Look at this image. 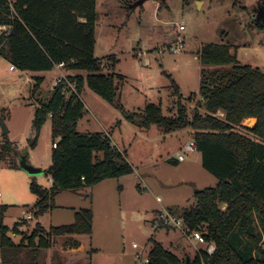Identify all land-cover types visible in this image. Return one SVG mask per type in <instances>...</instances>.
<instances>
[{
    "label": "rangeland",
    "instance_id": "374dc122",
    "mask_svg": "<svg viewBox=\"0 0 264 264\" xmlns=\"http://www.w3.org/2000/svg\"><path fill=\"white\" fill-rule=\"evenodd\" d=\"M135 1L98 0L97 6L95 55L102 61L105 73L123 75L116 80L120 86V102L127 111L139 112L153 102L161 104L163 114L168 117L180 115L179 103L187 108L189 118L195 110L204 112L199 93L202 65L198 52L206 44H229L241 63L258 66L264 72V30L256 26V8L264 0H148L132 8ZM181 23L185 25L184 30L178 28ZM178 39L185 41L182 52H160V48ZM10 64L0 56V151L7 143L12 145L0 156V242L2 226L8 227V235L12 236L19 224L16 238L22 246L6 249L5 264H137L133 243L145 245L147 252L153 238L163 240L169 250L174 246L183 260L194 257L198 247H205L177 229L169 233L158 231L149 222L156 208V194L167 196L165 201L184 200L178 203L181 205L169 207L179 213L183 206L195 203L194 196L187 200L191 190L217 185L218 178L203 166L202 154L200 157L197 151H184V144L193 140L189 132L194 136L195 130L182 128L183 132L164 139L162 131H157L158 126L153 125L148 132L139 120L129 121L122 108L89 87L82 93L86 109L78 122V130L84 134H111L112 144L127 154L135 171L83 187L79 189L81 193L62 191L55 203L73 206V211L61 209L37 219L33 207L38 196L31 184L49 188L52 180L46 173L30 176L20 161L26 156L35 166L46 170L50 166L51 119L43 125L33 151L31 139L36 135L33 118L37 106L51 97L54 82L61 74L58 69L44 73L43 82L35 90L38 75L18 68L10 71ZM173 80L183 95L180 100L175 95ZM250 119L243 125L256 122L255 118ZM3 124L9 129L6 135H3ZM235 131L263 142L243 127ZM147 132L149 135L145 137ZM178 152H184L186 159L177 167ZM169 158L172 160L168 161ZM141 176L151 182L141 180ZM170 190L178 193L170 198ZM80 206L95 209L93 232L80 235L81 248L68 245L78 235L53 238L46 235L52 225L70 224L74 210ZM31 212L32 218H25ZM36 228L40 235L53 239L51 247L37 246L36 251L32 250L34 247L26 237ZM35 243H39V237Z\"/></svg>",
    "mask_w": 264,
    "mask_h": 264
},
{
    "label": "trees",
    "instance_id": "16d2710c",
    "mask_svg": "<svg viewBox=\"0 0 264 264\" xmlns=\"http://www.w3.org/2000/svg\"><path fill=\"white\" fill-rule=\"evenodd\" d=\"M96 6L97 0H16L12 10L7 0H0V25H11L7 34L0 35V56L16 68L32 72L51 71L56 64L64 62L67 70L85 72V75L67 77L78 82L80 94L87 85L122 108L129 121L139 120L144 128L156 125L164 134L186 127L195 130L193 138L196 150L202 154L203 166L219 182L197 191L196 205L183 207L179 213L172 209L184 217L191 230L201 231L207 241L216 244L212 255L200 249L193 258L194 263L264 264V72L258 66L241 63L229 44H206L198 52L202 65L199 93L204 112L195 110L189 118L187 108L179 103L180 115L168 117L163 114L161 104L153 102L139 112H129L120 102V86L116 80L123 75L105 73L102 61L95 55ZM256 26L264 30V21L257 18ZM112 59L116 61L115 57ZM43 80L36 76L35 90ZM66 86V81L55 86L51 97L42 102L33 118L36 135L31 142L34 146L49 118L52 141L61 136L52 148L51 164L46 170L52 186L31 184L38 196L33 207L37 219L56 208L58 193L93 186L134 170L127 156L113 146L105 132L84 134L78 130L85 105L80 97L63 93ZM172 86L179 100L183 98L174 80ZM248 118H255L256 122L243 125ZM237 127L245 128L263 142L235 131ZM10 147L7 143L3 151ZM3 151L0 156L5 154ZM93 221V209L83 208L76 212L72 223L52 225L46 235L52 238L90 235ZM37 224L40 228V223ZM18 226L14 227L16 233ZM1 231L2 264H5L6 249L14 250L22 244L16 245L6 235L8 227L2 226ZM47 236L40 235L36 228L26 238L36 251L37 246H52L53 239ZM37 237L39 243H35ZM152 243L148 264L185 261L154 239ZM79 244L72 240L70 246L79 247Z\"/></svg>",
    "mask_w": 264,
    "mask_h": 264
},
{
    "label": "built area",
    "instance_id": "2783aa9c",
    "mask_svg": "<svg viewBox=\"0 0 264 264\" xmlns=\"http://www.w3.org/2000/svg\"><path fill=\"white\" fill-rule=\"evenodd\" d=\"M10 8L14 10V3L16 0H7ZM179 30H184L185 25L181 23L179 25ZM11 29V25H0V35L1 34H7L9 30ZM185 46V41L178 39L176 41H173L172 43H169L165 45L164 47L160 48V52H171V53H180L183 51ZM55 68L57 69H66V64L64 62L58 63L55 65ZM16 67L13 64H10V70H15ZM67 70V69H66ZM74 71V70H73ZM83 72V71H78ZM78 75V74H76ZM68 76L71 75H60L56 81L54 82V87L58 86L61 81H66V91L63 90V93H68V95H76L77 97L81 98V94L78 91V82L76 80H68ZM75 76V75H72ZM220 116H224L223 113H219ZM61 139V136H59L56 141L52 142V147H56L58 141ZM196 145L194 142V139L189 141L184 146L185 152L195 151ZM178 160H184L186 158V154L184 152H179L177 155ZM1 195V193H0ZM161 197H157L158 201H161ZM25 218L30 219L32 218V212L26 213ZM154 229H158L160 227H166L170 229H177L180 232H182L184 235H186L189 238L197 240L199 243L205 244L204 250L209 254L212 255L216 250V244L212 241H207L204 234L199 230H191V228L188 226L187 222L185 221L184 217L173 212L172 209L163 207L162 210L158 213L156 222L154 223ZM133 247L136 250L135 252V258L137 260V264H148L149 263V251L146 252V246H139L138 243H133ZM0 255H1V249H0Z\"/></svg>",
    "mask_w": 264,
    "mask_h": 264
},
{
    "label": "crops",
    "instance_id": "0c3cea01",
    "mask_svg": "<svg viewBox=\"0 0 264 264\" xmlns=\"http://www.w3.org/2000/svg\"><path fill=\"white\" fill-rule=\"evenodd\" d=\"M97 6H98V0H97ZM97 6H96V9H97ZM81 20L82 21H85V18H81ZM17 69V68H16ZM15 69V70H16ZM54 69H57V68H54ZM53 69V70H54ZM9 70H10V66H9ZM15 70H10V71H15ZM53 70H51V71H53ZM51 71H36V72H32V71H25V72H31L33 75H40V76H42L43 78L45 77V74L44 73H47V72H51ZM58 71H59V73L61 74V75H76V74H81V73H83V72H78V71H73V70H66V69H58ZM77 72V73H76ZM83 74H85V73H83ZM86 87H88L87 85L83 88V91H82V93L84 92V90H85V88ZM82 93H81V99H82V101L84 102V100H83V98H82ZM185 96V95H184ZM185 97H187V96H185ZM84 105H85V102H84ZM38 106H40V105H38ZM38 106H37V108H38ZM36 108V109H37ZM85 109H86V107H85ZM50 119V118H49ZM249 119V118H248ZM252 119V118H251ZM51 121V120H50ZM152 127H153V125L150 127V128H146V130L148 129V132H149V130H151L152 129ZM160 129H157V131L158 132H161V130L159 131ZM148 132L146 133V135H144L145 137H148ZM181 132H183L182 130H179V131H176V132H171V133H168V134H162V137L164 138V139H166V138H171V137H173V136H175V135H177V134H179V133H181ZM51 133H52V126H51ZM194 133V132H193ZM107 134V133H106ZM189 134H190V137H191V135H192V139H194L193 138V134H191V132H189ZM107 135H109V137L111 138L112 136H111V134H107ZM158 137V136H157ZM53 142V141H52ZM38 143V142H37ZM187 144V143H186ZM186 144H184V145H186ZM36 145L37 144H35V148L34 149H32L33 151H35V149H36ZM113 146H115L117 149H119V147L117 146V145H113ZM52 144H51V147H50V149H49V151H48V155L50 156V158L48 159V163L49 164H51V154H52ZM195 151H197L199 154H198V156H200L201 157V153L198 151V150H195ZM122 152V151H121ZM179 153V152H178ZM126 156H127V154H125ZM178 155V154H177ZM199 157V158H200ZM36 159H38V157L36 156ZM127 159H128V157H127ZM169 159H171L172 160V158H169ZM169 159H167L168 161H169ZM186 159V158H185ZM184 159V160H185ZM184 160H178V158L176 157V163H177V167L178 166H180V163L179 162H182V161H184ZM40 162H43V159L42 158H40ZM134 169V168H133ZM134 171L135 170H133V172L132 173H134ZM131 174V173H130ZM52 180V179H51ZM106 180V179H105ZM105 180H103V181H105ZM141 180H143V181H147V183L149 184L150 182H149V180H145V178H143L142 176H141ZM103 181H101V182H103ZM101 182H99V183H101ZM218 182H219V180H218ZM98 184V183H97ZM97 184H95V185H97ZM218 184V183H217ZM95 185H93V186H95ZM176 185H179V184H176ZM51 187V186H50ZM206 188H208V187H206ZM164 189H167L166 187H164ZM203 189V188H202ZM74 192H78V193H81V190H76V191H74ZM170 192V194L168 195L170 198H172V196L173 195H175L176 193H178V191H176V190H170L169 191ZM197 191L195 190V191H193V190H191V192H189L188 193V198H187V200L188 201H190V199H192V196H194V198H195V203H193V205H191V206H194V205H196L197 204V197H196V195H195V193H196ZM1 193V192H0ZM59 194V193H58ZM57 194V195H58ZM57 195H56V198H57ZM191 195V196H190ZM0 196H2V194L0 195ZM156 208H154L153 210H152V214H151V218H150V220H149V222H150V226L152 227V228H154V223L156 222V219H157V215H158V213L162 210V208L163 207H167V208H169L170 206H173V207H176V205H181V204H178L180 201H184V200H166L165 201V199H168V197L167 196H165V197H162L160 194H156ZM157 197H161L162 199H161V201H158L157 200ZM174 198H176V196H174ZM177 199V198H176ZM183 207H189V206H183ZM83 208H88V207H83ZM81 206L79 207V208H76L75 210H74V212H73V216H72V222L75 220V216H76V212L78 211V210H80V209H83ZM61 209H70V210H72V209H74L73 208V206H69V205H63V204H58L57 202H56V208L55 209H53L52 211H50L49 213H51V215H53L57 210H61ZM93 209V211L95 210L94 208H92ZM73 211V210H72ZM94 215H95V211H94ZM71 222V223H72ZM158 231H160V230H165L166 232H170L171 230H173V229H170V228H166V227H160V228H158L157 229ZM155 231V230H154ZM6 235L7 236H9L12 240H13V242L17 245V244H20V243H18L17 242V238L16 237H18L19 236V229H18V232L16 233V232H14L13 233V235L12 236H10V235H8V232L6 233ZM91 235V234H90ZM75 239L74 240H77L80 244H79V247H71L70 246V244H68L69 245V248H81V244H82V241H81V239H80V235H78V236H76V237H74ZM154 239V238H153ZM192 239V238H191ZM155 240V239H154ZM195 240V239H194ZM155 241H157V242H159V243H161L165 248L167 247V246H165L164 244H163V240H161V239H159V238H157ZM197 241V240H196ZM171 245H173V244H171ZM171 248H170V251H172L173 253H175L177 256H179V258H181V259H183L182 257H181V255L179 254V253H177L176 252V250H174V248H172V247H174V246H170ZM205 248V247H204ZM204 248H200V247H198L197 248V250H196V253L200 250V249H204ZM0 249H1V247H0ZM196 253H195V255H196ZM195 255H194V257H195ZM194 257H191L192 259L194 258ZM0 264H2V250H1V255H0ZM31 264H33V263H31Z\"/></svg>",
    "mask_w": 264,
    "mask_h": 264
},
{
    "label": "water",
    "instance_id": "95a60500",
    "mask_svg": "<svg viewBox=\"0 0 264 264\" xmlns=\"http://www.w3.org/2000/svg\"><path fill=\"white\" fill-rule=\"evenodd\" d=\"M148 0H136L134 3L131 4L132 8H136L139 5H143ZM157 1H166V0H157ZM257 18H260L262 21H264V13L261 16H257ZM9 133V129L5 124H3V135H6ZM21 167L30 175V176H37V175H43L46 173V169H43L41 167L35 166L31 163H29L26 156H22L20 161ZM201 189H197L196 191H200ZM180 264H195L193 259L188 256L185 258V261Z\"/></svg>",
    "mask_w": 264,
    "mask_h": 264
},
{
    "label": "flooded vegetation",
    "instance_id": "af4514ba",
    "mask_svg": "<svg viewBox=\"0 0 264 264\" xmlns=\"http://www.w3.org/2000/svg\"><path fill=\"white\" fill-rule=\"evenodd\" d=\"M264 13V3H260V5L256 8V16H261Z\"/></svg>",
    "mask_w": 264,
    "mask_h": 264
},
{
    "label": "bare ground",
    "instance_id": "6f19581e",
    "mask_svg": "<svg viewBox=\"0 0 264 264\" xmlns=\"http://www.w3.org/2000/svg\"><path fill=\"white\" fill-rule=\"evenodd\" d=\"M248 120V119H247ZM251 120V119H250Z\"/></svg>",
    "mask_w": 264,
    "mask_h": 264
}]
</instances>
